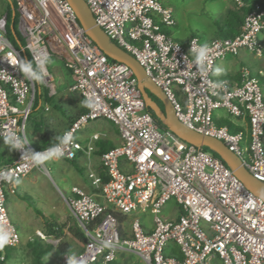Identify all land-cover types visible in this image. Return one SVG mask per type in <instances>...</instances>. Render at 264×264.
<instances>
[{
    "label": "built area",
    "instance_id": "2783aa9c",
    "mask_svg": "<svg viewBox=\"0 0 264 264\" xmlns=\"http://www.w3.org/2000/svg\"><path fill=\"white\" fill-rule=\"evenodd\" d=\"M96 25L110 40L129 53L147 76L161 88L177 119L188 128L220 140L237 155L248 172L264 182V70L240 72L241 83L215 81V63L242 50L261 57L264 9L253 5L239 34L201 44L191 38L187 47L174 42L166 30L173 26L171 8L163 0H83ZM242 8V0H235ZM17 29L23 46L15 48L0 19V140H20L15 159L0 167V262L2 250L21 240L9 218L6 191L33 170L48 175L50 159L74 160L89 155L75 134L89 122L105 119L117 127L120 145L101 156L106 181L88 174L91 186L104 203L78 188L67 199L71 213L85 236L82 250L66 257L72 264H116L119 251L131 252L143 264H264V202L249 191L213 154L161 130L137 88V80L124 64L111 61L86 36L66 0H16ZM27 53L44 83L47 68L56 57L73 78L68 91L78 94L86 111L62 132L59 142L37 149L26 134L34 101V77L23 70ZM201 53L203 56L201 57ZM177 93L179 96H177ZM245 121L232 132L216 121ZM225 119V118H224ZM232 125V124H231ZM234 125H237L234 124ZM71 138L64 142L65 136ZM34 153L46 158L37 162ZM173 201L174 218L163 216ZM132 215L131 235L122 236L107 210ZM138 214H149L153 229L146 232ZM34 236L45 241L36 231ZM33 239L30 238L29 242ZM179 248L181 259L166 255L169 243Z\"/></svg>",
    "mask_w": 264,
    "mask_h": 264
},
{
    "label": "crops",
    "instance_id": "0c3cea01",
    "mask_svg": "<svg viewBox=\"0 0 264 264\" xmlns=\"http://www.w3.org/2000/svg\"><path fill=\"white\" fill-rule=\"evenodd\" d=\"M206 1L163 0V6L171 8L175 15L179 11V3L188 2L191 8L195 2L198 5L201 2L204 4V10H198L197 14L193 16L189 27L192 29L190 32L178 28L174 31L173 29L178 26L179 22L178 19H174L173 26L166 30V34L174 42L183 47H187L191 38H197L200 42L199 37H195L196 35L193 32L206 37V41L200 42L201 44L219 39L221 38L217 35L219 28L227 20L229 12H240L241 10L235 0H209V7H206ZM176 38H180V40ZM262 40L264 41V35L260 36V41ZM263 67L264 62L261 58L242 50L237 56L217 61L213 67L212 78L215 81L226 80L232 86H239L241 83L240 72L243 68L248 69L251 74L255 75L256 72L264 70ZM62 78L64 80L58 84L57 88H48L49 86L42 79L40 88L36 89L34 85V100L35 94H37V105L34 106L33 101L32 111L26 123V134L32 145L37 149L59 142L62 132L69 127L76 117L86 111L84 100L78 94L68 91L69 86L73 83V78L71 77L72 81L65 79V76ZM224 118L228 119L226 114ZM227 121L235 127L245 128V121H236L232 118ZM236 123L237 125H234ZM93 135H97L98 139L91 141L93 151L89 155L78 153L74 160L50 159L46 163L48 175L40 170H33L14 183L13 192L6 191L9 218L15 224V227L18 225L21 232L27 237H24L17 247L3 249L4 260L0 264H7L9 259L13 264H18L23 254H25V250L30 251L33 257V248L37 249L38 246L47 244L55 249L61 240L75 247L74 241L76 240L67 233L68 227L76 223L67 202V199L71 197V189L78 188L86 194L92 195L98 202L104 203L99 191L91 186L88 174L98 175L103 181L106 174L101 166V156L121 143L117 127L105 119H98L82 126L75 134V139L85 146L90 142ZM14 159L15 151L10 143L5 139L0 140V167L12 163ZM142 215L145 222V224L142 223V227L146 232H149L153 229L151 216L149 214ZM131 218L133 219L134 216ZM140 220L142 219L140 218ZM48 223L64 224L63 237L48 236L45 229ZM36 231H40L46 237V240L43 241L35 237L34 233ZM121 234L125 237L130 236L124 232H121ZM30 238L33 239L32 242H29ZM82 248L83 245L71 257L79 253ZM47 255L48 253L42 257V260L47 258ZM66 257L62 258V262H66ZM115 263L143 264L138 256L126 251L117 253Z\"/></svg>",
    "mask_w": 264,
    "mask_h": 264
},
{
    "label": "water",
    "instance_id": "95a60500",
    "mask_svg": "<svg viewBox=\"0 0 264 264\" xmlns=\"http://www.w3.org/2000/svg\"><path fill=\"white\" fill-rule=\"evenodd\" d=\"M73 9L78 23L83 28L86 36L98 46V48L110 60L126 65L137 80V88L149 109L159 122L180 140L194 145L197 148H206L216 154L218 158L232 171L234 176L256 197L264 202V182L254 178L242 163V160L220 141L214 137L196 132L181 123L174 112L172 104L168 101L164 92L154 84L147 76L143 67L133 56L122 50L96 25L95 19L88 6L83 0H66ZM11 16L14 17L16 10L10 4ZM6 19V14L4 15ZM14 34L12 26L10 27ZM26 62H24L25 64ZM150 95L155 97L160 106Z\"/></svg>",
    "mask_w": 264,
    "mask_h": 264
},
{
    "label": "trees",
    "instance_id": "16d2710c",
    "mask_svg": "<svg viewBox=\"0 0 264 264\" xmlns=\"http://www.w3.org/2000/svg\"><path fill=\"white\" fill-rule=\"evenodd\" d=\"M242 2L244 3V6L241 8L240 12H235V11L229 12L227 20L224 21V23L222 24V27L219 28V32L217 34L219 37L228 38V37H233V36L239 34L241 31V27H242L244 18L253 5H259L260 7H262L264 9V0H242ZM13 7L16 9V5L14 3H13ZM5 12H6V24H5L6 36H7L8 40L10 41V43L15 48H20L23 46L24 40H23V37L21 36V34L19 33V31L17 29V13H15L14 17H12L11 16V9H10V6L8 4L6 5V11ZM11 26H12L14 34H12V32L10 30ZM23 59H24V62L31 65L33 77H34V74L38 75L40 77L38 70L33 65L31 58L27 53L24 54ZM34 85H35L36 89L40 88L42 86L41 78L39 79V81L34 79ZM36 96H37V94H35L34 106L37 105ZM150 96L160 106H162V104L155 97H153L152 95H150ZM147 110L150 112V114L152 115V117L154 118V120L156 121L158 126L160 127V129L166 130V128L159 122V120L155 117V115L149 109H147ZM216 123L219 126L228 125L232 132L237 131V130H241L240 127H235V126L231 125L229 123V121H227V119L217 120ZM203 150L207 151V152H211L206 148H203ZM211 154H213L214 156L217 157L216 154H214L212 152H211ZM106 179L107 178L104 177L103 181L105 182ZM107 212L112 214V216L116 220L118 226H120L124 222L125 216L119 215L116 212H112L109 209L107 210ZM64 228H65L64 224H57V223H48L45 226L46 234L48 236H53L55 238L63 237ZM120 232H122V231L120 230ZM67 233H69V235H71L76 241H78L79 243L84 245L85 236H84L83 232L81 231V229L78 227L77 223H74L73 225L69 226L67 229ZM122 236H124V235H122ZM49 249L52 250L54 248L50 245H47V244L42 245V246H38L37 249L33 248L32 249V252L34 254L33 264H42L41 259L49 251ZM54 250L56 251L57 257L59 259H62L64 256L70 257L71 255H73L75 253L72 245L69 244L68 242L63 241V240H61L58 243V245L56 246V248ZM166 254L171 255V256H175L177 259L182 258V255L179 251V248L177 249V248L172 247V246L169 247V245L167 246Z\"/></svg>",
    "mask_w": 264,
    "mask_h": 264
},
{
    "label": "rangeland",
    "instance_id": "374dc122",
    "mask_svg": "<svg viewBox=\"0 0 264 264\" xmlns=\"http://www.w3.org/2000/svg\"><path fill=\"white\" fill-rule=\"evenodd\" d=\"M13 3L16 5V0H0V18L3 17L6 13L5 12L6 11V5L8 4L10 6V4L13 5ZM206 3H207L206 7H209L210 6L209 0H207ZM193 7L195 9H192ZM193 7L191 8L190 3H188V2H184L183 4H180V3L178 4L179 11H178L177 15L173 14V17L175 20L178 19L179 22H178V26L173 29L174 31L177 30V28L179 30H183L186 32L187 31L190 32L192 30L191 28H189L191 23H192V18L195 14H197L198 10H204V4L201 2L198 5L195 2L193 4ZM193 34L196 35L195 37H197V36L199 37L201 43L206 41V37L202 36V34L197 33V32H193ZM176 39L180 40V38L179 39L176 38ZM261 45L263 46V53H262L261 57H259V58H261L262 61L264 62V41L263 40L261 41ZM253 55H255V54H253ZM47 68L49 70L50 75L52 76V80L50 81V85H48L49 87L47 86L48 88H50V89H52L53 87L57 88L58 84L61 83V81L63 82V80H64L62 78L63 76L66 77L65 79H69L70 81H72L70 73L64 68V66L59 62V60H57L56 57H51L49 59V61L47 63ZM177 96H179L178 93H177ZM215 114L225 116L226 113L223 110H216ZM244 127H245V125H244ZM209 153H211V152H209ZM175 214H176V206H175V203L171 200L164 206L163 216L168 217V218H174ZM72 217H73V215H72ZM131 217H132V215H129V217H125L124 222L119 226L120 230L127 235H131V229H130V222L132 219ZM137 217L141 218L142 219L141 222L143 224H145V222L143 220V215L138 214ZM16 228H17L18 234H19L21 242H22L24 237H27V236L23 232H21L18 225H16ZM68 240H69V237H68ZM26 242H27V240H26ZM74 244H75V247H73L74 252H78L79 251L78 249H81V247L83 245V244L81 245V243H79L77 241H74ZM168 245H169V247L172 246V247H175L178 249V247L175 246L171 242ZM166 251H167V248L165 250V254H166ZM8 252H10V251H8ZM47 253H48L47 258H44L43 260L41 259L42 264H72V263L62 262V259H59L57 257L55 250L49 249V251ZM33 262H34V259L31 256L30 251L27 252L25 250V254H23V256L20 259V261L18 262V264H33ZM7 264H13V262H11L9 259Z\"/></svg>",
    "mask_w": 264,
    "mask_h": 264
},
{
    "label": "clouds",
    "instance_id": "9594fccd",
    "mask_svg": "<svg viewBox=\"0 0 264 264\" xmlns=\"http://www.w3.org/2000/svg\"><path fill=\"white\" fill-rule=\"evenodd\" d=\"M203 56V53H201V57ZM23 70L26 73L32 74V67L30 64L25 63L24 65H22ZM34 79H36L37 81H39L40 77L38 75L34 74ZM71 138L70 134L65 136L64 138V142H67V140H69ZM10 143H12V146L14 148L20 149L23 147V143L20 140H14V141H10ZM34 158L35 160L39 163L42 162L46 157L42 154V153H34Z\"/></svg>",
    "mask_w": 264,
    "mask_h": 264
}]
</instances>
